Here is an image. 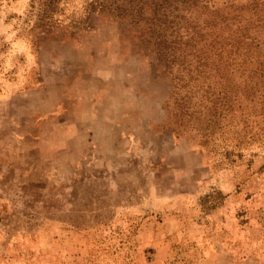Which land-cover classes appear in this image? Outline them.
<instances>
[{
  "label": "rangeland",
  "instance_id": "rangeland-1",
  "mask_svg": "<svg viewBox=\"0 0 264 264\" xmlns=\"http://www.w3.org/2000/svg\"><path fill=\"white\" fill-rule=\"evenodd\" d=\"M90 2L0 0V264H264V84L215 150L177 137L169 76Z\"/></svg>",
  "mask_w": 264,
  "mask_h": 264
},
{
  "label": "trees",
  "instance_id": "trees-1",
  "mask_svg": "<svg viewBox=\"0 0 264 264\" xmlns=\"http://www.w3.org/2000/svg\"><path fill=\"white\" fill-rule=\"evenodd\" d=\"M92 1L88 12L126 19L169 76L170 133L192 132L200 147L215 150L221 122L264 84V0ZM46 3L35 25L47 33L56 11Z\"/></svg>",
  "mask_w": 264,
  "mask_h": 264
}]
</instances>
